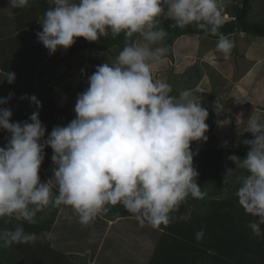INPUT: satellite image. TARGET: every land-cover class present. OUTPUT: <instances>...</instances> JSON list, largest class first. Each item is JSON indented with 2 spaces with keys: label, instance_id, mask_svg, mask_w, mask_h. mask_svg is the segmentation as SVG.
Here are the masks:
<instances>
[{
  "label": "clouds",
  "instance_id": "1",
  "mask_svg": "<svg viewBox=\"0 0 264 264\" xmlns=\"http://www.w3.org/2000/svg\"><path fill=\"white\" fill-rule=\"evenodd\" d=\"M38 39L54 54L70 48L76 38L96 42L101 37L123 34L124 46L114 61L97 66L89 87L78 95L76 118L67 126L54 127L46 140L39 113L29 122H10L12 111L0 107V128L11 137L0 147V218L34 223L48 208H70L79 223L88 225L122 205L140 227H167L188 221L179 213L189 198L203 200L207 193L197 183L190 144L206 140L208 112L184 90L172 95L169 83L154 72L165 63L170 27L195 25L206 35L217 36L216 51L229 59L234 41L220 32L225 0H48ZM29 0H10L13 8ZM137 37L133 40V37ZM9 83L15 79L9 73ZM0 98V105L11 98ZM37 108L40 101L32 96ZM254 139L245 158L235 155L236 169H228L225 184L235 186L234 195L245 212L257 220L248 227L256 237L264 235V121L247 120ZM43 140V142H41ZM50 146L55 168L53 178L41 182L39 170L44 149ZM54 186L56 191L54 192ZM38 236L22 224L0 230V247L34 243ZM204 231L196 233L203 239Z\"/></svg>",
  "mask_w": 264,
  "mask_h": 264
},
{
  "label": "trees",
  "instance_id": "2",
  "mask_svg": "<svg viewBox=\"0 0 264 264\" xmlns=\"http://www.w3.org/2000/svg\"><path fill=\"white\" fill-rule=\"evenodd\" d=\"M50 6L48 0H29L28 6L18 8L15 18L9 16L0 18V72L7 76L14 73L12 98L21 108V113L10 122L30 123V116L38 111L39 119L45 127L43 140L48 138V132L50 133L56 124L55 117L60 113L59 99L54 94L52 84L71 85L73 79H70L72 74L70 71H74L72 63L87 53L88 66L82 75L83 79L78 81L77 87L71 86L68 92L72 88L87 89L89 77L96 71L97 66L102 65L98 55L120 51L124 46L123 34L115 38L101 37L96 42L78 37L70 48L50 55L49 50L36 35L42 31L39 22ZM222 16L229 17L222 19L220 32L234 39L233 53L236 56H239L238 35L264 39V0H228ZM173 23L171 19L162 23L169 32L165 45L171 56L176 42L182 37H197L204 41L218 39L217 36L206 35L195 25L181 29L170 27ZM90 57L95 60L91 61ZM205 65L209 67L208 64ZM62 67L66 70L59 74L57 70ZM182 76L187 77V84H184L185 81L182 79L175 80L184 86L182 85L183 87L172 95L179 96L182 91L193 89L204 77L203 73L195 68H192L191 74L184 72ZM32 96L40 101V108L31 102ZM5 108L10 109L8 106ZM218 108L222 111L221 105ZM206 110L207 139L201 148L196 141L191 142L190 149L194 154L193 166L199 173L197 183L207 195L203 200L189 197L181 205L179 213L175 215L190 213L188 221H173L169 226L157 229L161 231V235L147 264H264V235L256 237L248 227L250 221L258 218L247 214L238 204L234 195L235 186L231 185L229 188V184H225L227 170L237 167L228 157L235 155L241 159L245 158L250 148L244 141L254 139L253 134L244 131L237 135L235 142H228L219 147L213 131L216 121L223 120L225 115H222L221 119L214 110L207 108ZM235 121L236 119L232 122ZM70 122L63 123V126ZM10 137L11 134L7 130L0 128V147H6ZM53 154L52 148L46 146L45 158L39 170L41 182L53 178V169L56 167L51 159ZM53 190L56 191L55 187ZM62 209L70 208L62 206L45 209L37 214L34 223L14 218H0V230H11L22 224L26 232L36 233L38 236L42 233L49 234L34 243L0 247V264H91L83 256L64 254L51 246L49 236ZM125 218L135 219L122 205L117 204L111 206L109 213L99 216L96 220L114 222ZM261 229L264 232V225H261ZM200 230L204 231V237L198 241L196 233Z\"/></svg>",
  "mask_w": 264,
  "mask_h": 264
},
{
  "label": "rangeland",
  "instance_id": "3",
  "mask_svg": "<svg viewBox=\"0 0 264 264\" xmlns=\"http://www.w3.org/2000/svg\"><path fill=\"white\" fill-rule=\"evenodd\" d=\"M227 1L225 0V3ZM17 14L18 8L11 7L10 0H0V18L4 16L15 18ZM226 17L229 16H222V19H228ZM136 38L134 37V40ZM230 39L234 41L233 38ZM216 43L217 41H204L197 37L180 38L174 46L173 55L171 56L167 52L165 63L157 68L154 76L156 79L169 83L173 93L182 88L184 84H187V77L182 76L184 72L191 74L192 68H195L203 73V79L193 89L188 91H190L192 98L198 102L200 101L203 108L214 110L221 119L222 115H225L223 120L216 121L213 131L218 139L219 147H222L228 142H235L238 134L247 131V120L250 117H259L260 120L264 121V39L254 40V38L246 35H238L239 56H236L232 50L230 58L227 60L224 59L222 53L216 51ZM61 49L62 47H58L54 54H49L55 55ZM118 53L119 50L99 54L98 60L101 61V64L114 61ZM83 56L72 63L74 71H70V74L72 73L70 79L76 82L73 83L72 81L71 85L66 84L68 89L71 86L77 87L79 85L78 81L83 79L82 75L88 66L89 55L85 53ZM92 59L90 57L91 61ZM205 64H208L209 67H206ZM92 68H94V65ZM65 70L66 68L62 67L57 71L61 74ZM4 79L0 81V98H6L4 94H13L11 83L5 82ZM181 79L185 81L184 84L182 83L183 86L176 83L177 80ZM85 90V87L77 88L75 96L68 102H66V93L64 95L65 98L60 97V101L63 100V104L61 105L57 124L63 126V123H68V121L76 118L74 111L76 100L78 95ZM12 100L13 98L11 97L8 103L13 104ZM220 105L222 111L218 108ZM0 107L5 108L7 105H0ZM16 108L15 106L13 109L16 110ZM15 114L14 112L10 121L13 120L12 118L15 117ZM62 114H64L65 120H62ZM235 119V123L232 122ZM205 122L207 124V119ZM50 133L48 132V136ZM204 141V139L196 141L199 148L203 147ZM230 169H236V167ZM228 187L231 188V184ZM70 214L73 215V218H76L72 210L69 209L64 213L65 218L67 216V219H70ZM123 221L125 223H120V235L110 236L114 240L107 238L112 233L113 228L109 227L111 230L106 229L105 236L103 232H100V229L105 227L96 225L98 226V234L96 233V239H92L94 244L91 240L90 250L86 252L73 251L71 254L83 256L88 262L91 261V264H147L152 250L157 244L158 231L148 225L140 227L135 219L129 222ZM98 222L101 221L98 220ZM102 222L107 227H115L117 225L112 224L110 221L103 220ZM61 224L62 221H59L56 229L60 230L62 228ZM92 232L89 226L88 231L87 227L83 226L81 229L70 230V233L66 231L64 234L61 232L57 236H51V239L54 238L56 241L63 238L64 241H67V244H73L71 236L73 238H78V236L88 237ZM100 235L102 236L100 237ZM59 236L61 237L58 238ZM100 239L102 240L100 241ZM96 242L98 245L96 251H94ZM100 242L101 245L99 246ZM96 253L99 255V259H96Z\"/></svg>",
  "mask_w": 264,
  "mask_h": 264
},
{
  "label": "crops",
  "instance_id": "4",
  "mask_svg": "<svg viewBox=\"0 0 264 264\" xmlns=\"http://www.w3.org/2000/svg\"><path fill=\"white\" fill-rule=\"evenodd\" d=\"M240 35H243V34H240ZM239 35V36H240ZM232 38V37H231ZM255 40V39H254ZM65 50V48H63L62 47V49H61V51H64ZM4 76H6V77H4ZM5 79H4V78ZM7 78V75H5L4 73H2V72H0V81H3V79L5 80V82H8V80L6 79ZM11 86H12V83H11ZM52 86H53V91H54V94L57 96V99H59L58 100V104H59V106H58V111H60L61 112V105L63 104V100L62 101H60V97H64V95H65V93L67 94V97H66V102H68V101H70V100H72L73 99V97L75 96V92H76V89L77 88H73V89H70V92H68V88L66 87V86H64V85H61V84H59V83H54V84H52ZM10 94V93H9ZM9 94L7 95V94H4V96H6V97H9ZM13 96V95H12ZM11 96V97H12ZM65 98V97H64ZM65 102V103H66ZM12 103L13 104H11V103H7L6 105L10 108V110L12 111V115H13V113L15 112L16 114H15V117H17L18 116V114H20L21 113V108H19V105H17L16 103H15V105H14V100H12ZM17 107L16 108V110L15 109H13L14 107ZM59 113V112H58ZM62 120H65V117H64V114H62ZM57 122H59V114H57L56 115V117H55V126L57 127V126H60V124H57ZM68 122H70V121H68ZM54 128V127H53ZM52 179V178H51ZM50 180V179H49ZM55 187V186H54ZM68 209H62L60 212H59V215H58V217H57V220H56V222H55V225H54V227H53V229H52V231H51V234H50V237H49V240H50V242H51V246L53 247V249H55V250H57V251H59V252H61V253H64V254H71L73 251H84V252H86V251H89L90 250V247H89V245H90V243H92L93 242V240L92 239H96V235L98 234V232H97V230H98V226H103V227H105V228H101L100 229V232H103V234H105V230L106 229H108V230H111V228H113V231H112V233H110L108 236H107V238L108 239H111V240H114L113 238H111L110 236L112 235H120V223L121 222H124L125 223V221H123V220H126L127 222H129L130 220H132V219H134V218H125V219H117L116 221H114V222H112V224H117L115 227L114 226H105V224L101 221V222H98L97 220H95V221H93V222H91V223H89L88 225H82L81 223H79V221H78V217L76 216V218H73V215L72 214H70L71 215V217H70V219H67V216H66V218H65V216H64V213L67 211ZM69 210H71V209H69ZM136 220V219H135ZM59 221H62V224H61V226H62V228L60 229V230H58V229H56V227H57V223L59 222ZM137 221V220H136ZM96 222V223H95ZM96 225H98V226H96ZM147 225V224H146ZM83 226H85V227H87V231H88V226H89V229H90V231L92 230L93 232L92 233H90V235L88 236V237H83V236H78V238H73V236H71V238L73 239L72 241H73V244H67V241H64L63 240V238H60L61 236H59L58 238H60L59 240H56L55 241V239L53 238V239H51V236H54V235H56L57 236V234H59V233H65L66 231L68 232V233H70V230H73V229H81V227H83ZM73 227H75V228H73ZM96 227H97V229H96ZM109 227H111V228H109ZM123 227V226H122ZM151 227V226H150ZM152 228V227H151ZM83 229V228H82ZM150 229V228H149ZM154 229V228H153ZM102 230V231H101ZM151 230V229H150ZM157 230V229H156ZM158 232V234H157V239H159V237H160V235H161V231L160 230H157ZM97 233V234H96ZM102 235H100V237H101ZM105 236H106V234H105ZM91 238V239H90ZM91 240H92V242H91ZM102 239H100V241H101ZM95 241V240H94ZM158 241V240H157ZM156 241V242H157ZM64 242H66V243H64ZM84 244H85V246H84ZM93 244H94V242H93ZM97 245H98V243L96 242V246L94 247L95 248V250L94 251H96V249H97ZM101 245V242L99 243V246ZM84 246V247H83ZM154 246H155V244H154ZM68 247H69V249H68ZM153 251V250H152ZM152 254V253H151ZM96 259L98 258L99 259V255H97V253H96ZM151 256V255H150ZM149 261V260H148ZM91 262V261H90Z\"/></svg>",
  "mask_w": 264,
  "mask_h": 264
}]
</instances>
